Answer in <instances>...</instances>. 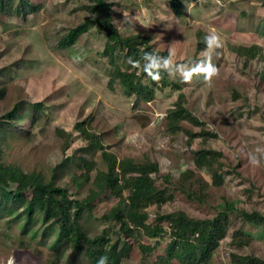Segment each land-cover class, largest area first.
Wrapping results in <instances>:
<instances>
[{"label":"rangeland","instance_id":"rangeland-1","mask_svg":"<svg viewBox=\"0 0 264 264\" xmlns=\"http://www.w3.org/2000/svg\"><path fill=\"white\" fill-rule=\"evenodd\" d=\"M181 1L179 16L170 0H107L122 35L141 33L151 38L155 50L171 51L174 64L186 65L185 70L209 58L205 36L214 32L219 37L221 46L210 56L216 75L205 80L198 73L184 81L178 68L167 70L170 83L179 89L157 90L148 103L126 95L118 84L110 85L113 67L100 54L106 40L94 27L74 46H60L71 29L90 17V0H26L20 11L0 13L1 162L42 175L46 181L56 176L58 185L68 188L74 199L83 200L92 181L81 188L74 183V176L84 171L79 159L94 161L96 169L106 171L99 149L76 128L85 123L118 160L159 164L157 184L174 196L161 212L182 210L193 218H212L228 206L235 212L264 213V159L259 166L250 162L252 155L264 157V4L262 0ZM243 47L260 50H254L252 57L240 50ZM120 64L124 70L133 69L125 61ZM180 94L186 97L187 109L216 137L189 143L188 133L203 129L189 122H183L177 133L169 131L168 111ZM35 103L42 105L35 107ZM17 105L23 109L22 118L7 119ZM205 148L223 154L221 186L214 184L210 172L196 169L193 152ZM64 163L68 166L59 174L56 168ZM187 170H194L195 177L183 182L180 176ZM169 175L170 182L164 181ZM15 188L12 184L9 190ZM181 189L197 193L202 202L188 199ZM30 199L27 191L21 201L9 200L0 209V264H91L70 247L57 251L54 230L34 236L33 230L41 224L39 213L24 229L22 214ZM116 204L107 191L94 201L92 213L82 211L80 225L90 236L104 234L117 240V225L103 218ZM155 210V206L149 209L151 218ZM238 229L253 237L250 246L231 244ZM138 243L132 242L131 257L123 264H160L164 243L145 263ZM231 253H253L264 259V227L230 214L228 235L211 264H230Z\"/></svg>","mask_w":264,"mask_h":264},{"label":"trees","instance_id":"trees-1","mask_svg":"<svg viewBox=\"0 0 264 264\" xmlns=\"http://www.w3.org/2000/svg\"><path fill=\"white\" fill-rule=\"evenodd\" d=\"M16 1L0 0V13L18 12L22 8L21 4H26V0H18L15 6ZM90 2V17L71 29L68 35L61 40L60 46L63 48L74 46L82 34L94 27L106 40L100 54L107 57L108 64L113 67L109 82L111 86L118 84L126 95L135 96L144 103L153 101L157 90H164L168 86L179 89V86L170 83L166 69H160L159 79L156 80L143 71V60L141 59L143 52L155 51L161 56H167L168 52L155 50L151 44V38L141 33L130 36L122 35L115 24L111 4L107 0H90ZM181 3V0H170L171 7L179 16L182 14ZM256 49L260 50L259 47H243L240 50L255 57L254 50ZM129 58L133 61L140 60V65L130 63ZM120 61L130 64L133 69L124 70ZM3 96L4 90L0 89V98ZM41 105V103L34 104L35 107ZM22 111L23 109L20 110L17 105L6 115V118L20 120ZM167 120L168 129L172 133L181 131L183 122L203 128L197 134L188 133L189 143L195 138L216 137L215 134L206 131L205 124L187 109L184 94L179 95L173 108L168 111ZM76 128L82 137L99 149L106 164V171H101L96 169L97 165L94 161L79 159L82 163L80 167L84 168V171L81 175L74 176V183L81 188L92 181L89 194L83 200L74 199L68 188L58 185L55 181L56 176L46 181L42 175L25 173L20 167L4 164L0 160V209L9 200L16 203L21 201L24 193L30 191L31 199L27 202L22 214L26 220L23 227L24 229L29 228L34 215L39 213L41 224L33 230V235L36 236L40 232L45 235L48 231L54 230L56 237L53 247L57 251L70 247L73 252L83 254L91 264H97L101 256L107 257V264H123L131 257L132 242H139L142 262L145 263V259H148V256L164 243V250L159 255L160 264H211L222 241L228 235L230 214L236 213L243 222L264 227V213L243 209L235 212L228 206L219 210L212 218H193L182 210L161 212L162 206L172 201L174 196L169 193L167 187L157 184L156 176L160 173L157 162H139L130 158L118 160L114 154L105 151L100 137L90 132L85 127V123H78ZM61 134L70 137L64 131H61ZM1 156L2 151L0 150V159ZM222 157L221 152L213 149L205 148L193 152L196 169H205L210 172L217 186H221L225 181ZM67 166V163L59 165L56 170L59 168L60 170L56 172L63 173ZM94 171L95 176L92 178L91 174ZM194 177L195 171L187 170L181 174L180 179L188 182ZM163 178L166 182L171 180L170 175ZM12 184L16 185L13 191L9 190ZM107 191H110L111 195L117 199L116 206L103 217L106 221L117 225V232L120 236L115 241L104 234L90 236L79 222L82 211L92 213L94 201ZM181 191L188 199L202 202V198L197 193L184 189ZM154 206L156 210L154 217L151 218L149 209ZM10 212L12 213L11 209ZM140 239L149 241L142 243ZM252 242L253 237L243 230L233 231L231 244L234 247H248ZM229 258L230 264H264V259L253 253L246 255L231 253Z\"/></svg>","mask_w":264,"mask_h":264},{"label":"clouds","instance_id":"clouds-1","mask_svg":"<svg viewBox=\"0 0 264 264\" xmlns=\"http://www.w3.org/2000/svg\"><path fill=\"white\" fill-rule=\"evenodd\" d=\"M204 42L206 45V51L209 53V58L205 61L195 64L194 66L190 67L189 70H185L187 67L186 65L174 64L173 55L171 51L167 56H161L157 54L155 51L151 52H143L141 59L143 60V71L151 77L153 80L159 79L160 76V69L171 70L173 68L179 69V72L184 81H189L192 79L193 75L198 73H203V78L205 80H209L212 76L216 75L217 68L216 66L210 63V56L211 52L215 48H219L220 41L217 34L214 32L204 37ZM129 62L133 63L134 65H140V60L133 61L129 58ZM260 151V149H257ZM262 159L264 157L258 159L255 155L250 156V162L253 165L259 166L261 164ZM97 264H107V257L101 256L97 261Z\"/></svg>","mask_w":264,"mask_h":264}]
</instances>
